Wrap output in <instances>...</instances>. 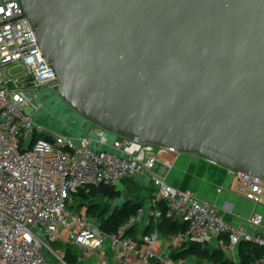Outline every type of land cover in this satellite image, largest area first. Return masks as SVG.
Listing matches in <instances>:
<instances>
[{
  "label": "water",
  "instance_id": "1",
  "mask_svg": "<svg viewBox=\"0 0 264 264\" xmlns=\"http://www.w3.org/2000/svg\"><path fill=\"white\" fill-rule=\"evenodd\" d=\"M20 3L86 123L264 176V0Z\"/></svg>",
  "mask_w": 264,
  "mask_h": 264
},
{
  "label": "built area",
  "instance_id": "2",
  "mask_svg": "<svg viewBox=\"0 0 264 264\" xmlns=\"http://www.w3.org/2000/svg\"><path fill=\"white\" fill-rule=\"evenodd\" d=\"M17 65L23 68L10 71ZM57 86V74L23 16L20 0H0V264H50L42 248L60 241L65 231L79 248L90 251L108 244L115 264H135L138 242L128 229L151 223L154 228L143 235L146 248L138 254L140 262L148 264L156 256L153 245L160 236L162 200L168 214L186 222L180 232L185 243L221 238L228 256L242 241L264 245L260 232L225 220L213 203L192 190L173 187L156 174L157 148L179 152L173 148L118 134L110 146L126 155L100 149L98 145L109 143L106 129L96 123L80 136L46 127L43 132L49 137H35L42 128L35 116L42 107L41 100L36 102L39 91ZM237 172V189L252 201L264 200V176ZM139 175H149L152 181L148 205L139 206L116 231L105 232L93 219L68 207L80 188L101 183L117 186L124 178ZM262 221L260 212L248 219L254 227ZM257 261L264 264V254Z\"/></svg>",
  "mask_w": 264,
  "mask_h": 264
},
{
  "label": "crops",
  "instance_id": "3",
  "mask_svg": "<svg viewBox=\"0 0 264 264\" xmlns=\"http://www.w3.org/2000/svg\"><path fill=\"white\" fill-rule=\"evenodd\" d=\"M156 152L157 161L154 169L157 175L164 176L166 181L173 187L192 190L200 199L213 203L225 220L245 226L250 232H260L264 236V200L261 202L252 201L237 189L236 185L239 180L237 171H232L214 163L197 153L173 152L162 148H157ZM135 178L143 183V189L140 192L129 191L123 183L121 186L118 184L116 187L123 192L122 196L125 199L135 198L139 194L144 198V205L147 206L153 191L152 181L148 177L141 178L137 176ZM144 190H146V193H144ZM124 191L130 192V194H124ZM254 212L263 214L262 224L257 227L248 222L249 217ZM149 224H136L133 234H130L138 242L137 251L134 254L135 264H142L138 259V254L146 248L143 235L145 234V226ZM67 235L68 233L65 231L60 241L63 243L72 242L68 240ZM184 243L180 232L172 235L160 233L158 240L153 245L156 256L150 259L148 264H213L210 260L199 258L196 255L173 258L171 253L182 248ZM214 245L222 246L221 238H213L203 244V246ZM77 251L86 264L116 263L114 254L108 244L90 251L78 247ZM229 257L234 260L235 264H239V247Z\"/></svg>",
  "mask_w": 264,
  "mask_h": 264
},
{
  "label": "trees",
  "instance_id": "4",
  "mask_svg": "<svg viewBox=\"0 0 264 264\" xmlns=\"http://www.w3.org/2000/svg\"><path fill=\"white\" fill-rule=\"evenodd\" d=\"M35 137H49V135L44 132H39L35 133ZM122 182L127 186L129 191L140 192L143 189V183L135 177L124 178ZM121 196L122 191L115 185L101 183L98 186L80 188L74 194L75 202L69 204L68 207L81 213L79 209L82 203L86 202L84 215L96 221L103 231L113 232L139 206L144 205V198L139 194L135 198H126L122 203L114 202ZM159 209L161 210V216L157 223V228L161 234L172 235L185 230V221L167 213L168 207L165 200L159 202ZM135 226L128 229L129 234H133ZM153 228V224L146 225L144 233H148ZM189 245L190 243H184L182 248L171 253V256L173 258H185L190 255H196L199 258L210 260L213 264H235L234 260L219 245L203 246L201 249H196ZM60 246L63 249L62 259L66 264H86L80 258L77 251L78 246L74 243H62ZM238 247L239 264H260L257 259L264 254V245L250 241H242Z\"/></svg>",
  "mask_w": 264,
  "mask_h": 264
},
{
  "label": "rangeland",
  "instance_id": "5",
  "mask_svg": "<svg viewBox=\"0 0 264 264\" xmlns=\"http://www.w3.org/2000/svg\"><path fill=\"white\" fill-rule=\"evenodd\" d=\"M23 67L21 65L12 66L10 68V71L15 70H21ZM48 92V96L46 97L45 101L41 100V94L42 92ZM42 102V107L36 111L35 116L36 119L39 121V123L42 125V128H38V132H43L44 128H48L52 132H59V133H71L75 136H80L83 133H89L90 129L94 126V123L89 121L86 123L85 118L79 115L73 108H71L69 105H67L65 102L62 103L59 101H63L57 93L56 90L49 89V88H43L39 91V99L36 100V102L40 101ZM52 101H57L58 105H54ZM28 111H31L30 108H27ZM51 114V115H49ZM105 134L108 137V143L106 144H100L98 147L100 149H108L110 151H113L117 154H124L118 150H115L110 145L113 144V142L118 139L119 135L115 134L111 130L106 129ZM92 137L98 138V135L96 133L92 134ZM126 155V154H124ZM141 178L148 177L150 180L149 175H139ZM123 182H120L119 185L121 186ZM130 194L128 191H124V194ZM144 193H146V190H144ZM123 195V192H122ZM125 197L121 196L116 201V203H122L124 201ZM109 201V200H108ZM85 204L86 202L82 203L80 207L81 213H79L77 210L76 213H79L81 215H84L85 213ZM108 204V202H107ZM75 210V209H74ZM94 221V220H93ZM96 223V221H94ZM43 237V235H42ZM63 242L56 241L49 243L48 246L42 248V252L45 255L46 259L49 261L50 264H66L62 259V252L63 249L60 246ZM69 243V242H67ZM72 243V242H70ZM75 248H77L75 246Z\"/></svg>",
  "mask_w": 264,
  "mask_h": 264
},
{
  "label": "flooded vegetation",
  "instance_id": "6",
  "mask_svg": "<svg viewBox=\"0 0 264 264\" xmlns=\"http://www.w3.org/2000/svg\"><path fill=\"white\" fill-rule=\"evenodd\" d=\"M41 95H42V96H41V100H42V101H45V100H46V97L48 96V92H47V91L42 92ZM59 101L62 103V105H64V104H63L64 101H61V100H59ZM52 103H53L54 105H58V104H57V101H52Z\"/></svg>",
  "mask_w": 264,
  "mask_h": 264
}]
</instances>
